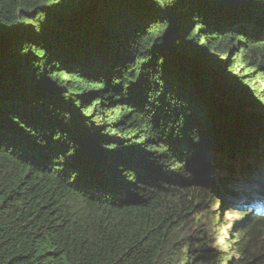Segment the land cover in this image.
<instances>
[{"label": "trees", "instance_id": "1", "mask_svg": "<svg viewBox=\"0 0 264 264\" xmlns=\"http://www.w3.org/2000/svg\"><path fill=\"white\" fill-rule=\"evenodd\" d=\"M232 179L264 180V0H0V264H264L262 214L209 238Z\"/></svg>", "mask_w": 264, "mask_h": 264}, {"label": "rangeland", "instance_id": "2", "mask_svg": "<svg viewBox=\"0 0 264 264\" xmlns=\"http://www.w3.org/2000/svg\"><path fill=\"white\" fill-rule=\"evenodd\" d=\"M211 155V152L209 150H206L204 156L206 157H202L201 156V160H200V166H199V171L201 170L202 166H207V162L210 161L209 157ZM206 163V164H205ZM221 163L226 164L225 161H223V158L221 159ZM207 175H205L206 177ZM202 180V179H200ZM242 181L240 180H231L229 183V186H226L224 188L223 193L225 194H221L219 197L224 201V203L227 200L228 205L230 204L231 206H233L234 204L238 205V199L240 197V194H238V196H231L230 194H228V192L230 191H237V190H241V192H243L244 190H246L247 192H249V194H253V192L259 188V193H263L264 192V180H260L259 185H250V184H244L241 183ZM226 203V204H227ZM222 206V204H221ZM225 207L224 209L220 210L221 208H216V211L213 212V214L210 216L209 221L210 224L209 225V238L213 241H215V244L219 243V244H223V248L224 249H228L227 247H231L232 250H230V257L234 258L236 255H234V248L237 247V245L232 246V243H234V241H236L237 239L235 238L236 236V230L234 228V225H240L242 221H244L242 219L238 218V214L235 213V209L234 207ZM220 214H222V220L219 223V221L217 220L220 217Z\"/></svg>", "mask_w": 264, "mask_h": 264}, {"label": "water", "instance_id": "3", "mask_svg": "<svg viewBox=\"0 0 264 264\" xmlns=\"http://www.w3.org/2000/svg\"><path fill=\"white\" fill-rule=\"evenodd\" d=\"M242 134L243 133L239 134V131L236 130L234 134L231 132L229 135L216 137L213 139L212 145L210 147H206L204 152L209 150L212 154V152L215 150V152L218 154L217 158L219 159L220 163L221 159L223 158V161H225L226 164L222 163V165L228 166L235 159V154L239 147Z\"/></svg>", "mask_w": 264, "mask_h": 264}, {"label": "clouds", "instance_id": "4", "mask_svg": "<svg viewBox=\"0 0 264 264\" xmlns=\"http://www.w3.org/2000/svg\"><path fill=\"white\" fill-rule=\"evenodd\" d=\"M223 191H224V189H223ZM236 192L238 194H240L241 190H237ZM244 192H246V191H243L242 194H244ZM222 194H224V193L222 192ZM231 196H233V195H231ZM234 196H237V195H234ZM253 196H255L257 198L255 200L253 199V201H249L248 198H246L244 203L241 200H238V202H237L238 205L234 204L231 207L233 208L235 206L240 205V206H242L243 209H246L248 211L250 210L251 214L260 215V210L262 211L264 209V195H262V194L259 195V193L258 194L253 193V194H251L250 197H253ZM245 197H247V196H245ZM243 209H241V210H243Z\"/></svg>", "mask_w": 264, "mask_h": 264}]
</instances>
